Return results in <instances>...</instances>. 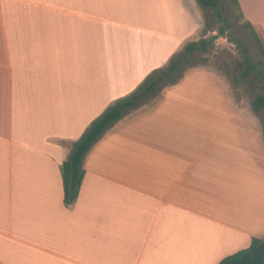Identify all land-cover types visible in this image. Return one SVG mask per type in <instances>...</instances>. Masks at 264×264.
Instances as JSON below:
<instances>
[{"label": "crops", "instance_id": "crops-1", "mask_svg": "<svg viewBox=\"0 0 264 264\" xmlns=\"http://www.w3.org/2000/svg\"><path fill=\"white\" fill-rule=\"evenodd\" d=\"M238 3L264 46V0ZM175 4L0 0V264H217L264 237V163L240 142V113L203 111L198 83L116 121L63 203L70 143L135 84L111 74L173 51L156 42L175 39L162 15Z\"/></svg>", "mask_w": 264, "mask_h": 264}, {"label": "rangeland", "instance_id": "rangeland-1", "mask_svg": "<svg viewBox=\"0 0 264 264\" xmlns=\"http://www.w3.org/2000/svg\"><path fill=\"white\" fill-rule=\"evenodd\" d=\"M175 2V11L171 7L170 9L166 8L169 11L162 12L164 17L171 16V20L175 21V31L173 33L175 39L166 44L161 41L156 42V45H158L156 52L158 54L168 49H173V51L161 60L163 61L162 65L143 73V75L139 71L121 72L119 79H116L115 75L111 74L112 85L120 80L128 81L129 79L130 82H135L128 92L120 96L123 97L132 92L151 72L165 67L174 55L183 49L186 43L201 39L205 40L208 46L207 51L196 54L188 62L182 63L181 72L176 73L178 76L175 78L174 83L166 86H164L167 83L166 81L160 83L159 87H164L159 90V95L167 89L179 85V82L182 81L188 82L187 86L192 85L191 82L198 83L197 90H201L203 98L206 99V102H203V111L225 116L240 113L242 116L239 120L240 131L238 132L240 142L244 144L246 151L255 155L257 163H264V108L258 112H254L251 108L254 96L264 93V80L254 73L241 77L238 67L240 62L238 49L224 35L219 34L217 29L219 24L214 23L210 8L202 7L198 0H175ZM183 15H188L189 21L184 20ZM227 17L232 35L244 42L255 63L262 61L264 64V57L256 44L247 37L240 21L231 14H228ZM213 36L215 39L208 42ZM142 43L146 47V41L143 40ZM128 45L138 50H147L137 42L130 41ZM137 79L140 80L136 83ZM183 90L186 89L183 88ZM174 93L178 94L180 91L177 90ZM252 125L255 127V136L251 128Z\"/></svg>", "mask_w": 264, "mask_h": 264}, {"label": "trees", "instance_id": "trees-1", "mask_svg": "<svg viewBox=\"0 0 264 264\" xmlns=\"http://www.w3.org/2000/svg\"><path fill=\"white\" fill-rule=\"evenodd\" d=\"M202 7L210 8L214 23L220 35H224L238 49L240 62L238 64L241 77L255 74L264 80L263 62L255 63L243 41L230 32L231 26L228 14L239 20L247 37L258 47L264 57V46L253 25L243 16L238 0H198ZM208 49L206 41L201 39L188 42L177 52L165 67L151 72L132 92L117 98L96 117L84 130L82 135L70 143L69 154L60 165L63 186V203L72 205L77 199L84 175L82 161L91 146L118 120L152 102L164 86L174 83L181 72V64L188 62L196 54ZM166 81L164 86L160 83ZM251 108L258 112L264 108V93L256 94L251 102ZM217 264H264V237H252L247 247L222 258Z\"/></svg>", "mask_w": 264, "mask_h": 264}, {"label": "water", "instance_id": "water-1", "mask_svg": "<svg viewBox=\"0 0 264 264\" xmlns=\"http://www.w3.org/2000/svg\"><path fill=\"white\" fill-rule=\"evenodd\" d=\"M214 39H215V38H214V36H213L208 42H212Z\"/></svg>", "mask_w": 264, "mask_h": 264}]
</instances>
